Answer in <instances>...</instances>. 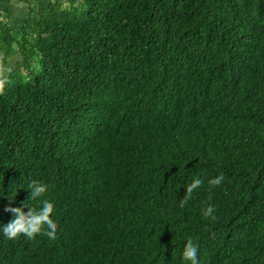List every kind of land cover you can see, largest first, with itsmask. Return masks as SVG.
Returning <instances> with one entry per match:
<instances>
[{
	"label": "trees",
	"instance_id": "trees-1",
	"mask_svg": "<svg viewBox=\"0 0 264 264\" xmlns=\"http://www.w3.org/2000/svg\"><path fill=\"white\" fill-rule=\"evenodd\" d=\"M24 2L0 15V227L35 180L58 238L0 232V264H184L189 238L264 264V0Z\"/></svg>",
	"mask_w": 264,
	"mask_h": 264
},
{
	"label": "clouds",
	"instance_id": "clouds-1",
	"mask_svg": "<svg viewBox=\"0 0 264 264\" xmlns=\"http://www.w3.org/2000/svg\"><path fill=\"white\" fill-rule=\"evenodd\" d=\"M0 72H2V69H0ZM5 83V79L0 78V94L3 93ZM224 180L225 177L223 173L215 178L209 179V192L211 193L212 189L220 187ZM203 184L204 180L197 176L192 179L191 183L185 185V194L183 198L180 199L179 206L184 208L188 201L193 198V192L201 188ZM27 189L30 191V196L27 201H35L48 191V186L33 180L28 184ZM8 199L11 204V202L14 201L15 196L9 195ZM210 199L211 195L209 196V200ZM27 201L24 202L23 207L8 206L4 209V211L13 215V219L8 223L3 224L2 227H0V232H2L4 237L8 240L17 239L21 235L28 239H35L38 234L45 235L50 240H56L58 238V225L52 218L55 213L54 203L45 199L42 201L39 208H35L29 206ZM25 208H27L28 211H25ZM214 211L215 206L209 203L201 210V215L204 219L210 217L215 219V216L213 215ZM198 252V246L193 243L191 238H189L182 251V260L184 261V264H201Z\"/></svg>",
	"mask_w": 264,
	"mask_h": 264
},
{
	"label": "crops",
	"instance_id": "crops-1",
	"mask_svg": "<svg viewBox=\"0 0 264 264\" xmlns=\"http://www.w3.org/2000/svg\"><path fill=\"white\" fill-rule=\"evenodd\" d=\"M24 0H0V15L3 19L12 21L14 25L23 27L28 20L26 9L22 4Z\"/></svg>",
	"mask_w": 264,
	"mask_h": 264
},
{
	"label": "rangeland",
	"instance_id": "rangeland-1",
	"mask_svg": "<svg viewBox=\"0 0 264 264\" xmlns=\"http://www.w3.org/2000/svg\"><path fill=\"white\" fill-rule=\"evenodd\" d=\"M63 1V0H60ZM32 3V9L34 10V16L33 18H36L38 9L40 8V6H45L48 4V0H31ZM22 4L24 5V8L26 9V15L27 17H29V4H27L26 2H22ZM18 28H21L20 26H18ZM18 59V54L16 52L13 53V58L11 59L12 62H15Z\"/></svg>",
	"mask_w": 264,
	"mask_h": 264
}]
</instances>
